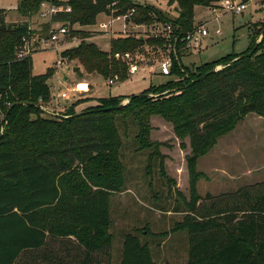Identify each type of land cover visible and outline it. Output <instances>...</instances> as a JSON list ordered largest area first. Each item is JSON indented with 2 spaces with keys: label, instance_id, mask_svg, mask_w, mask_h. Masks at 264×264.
Instances as JSON below:
<instances>
[{
  "label": "trees",
  "instance_id": "trees-1",
  "mask_svg": "<svg viewBox=\"0 0 264 264\" xmlns=\"http://www.w3.org/2000/svg\"><path fill=\"white\" fill-rule=\"evenodd\" d=\"M158 1L174 5L177 16L133 0H18L15 10L31 17L42 3L60 8L54 23L80 38L61 58L76 59L89 74L110 80L126 77L128 69L115 54L165 49L167 38L117 37L102 51L85 30L98 15H127L126 24L135 26L170 24L171 36L181 37L195 27L194 7H209L213 0ZM5 13L0 9V264H109V196L123 185L115 122L137 125L142 150L149 146L152 116L189 141L193 195L184 220L172 230L188 233L187 264H264V181L218 196L194 194L195 159L214 138L248 114L264 119V23L253 27L242 53L188 68L181 62L185 44L177 43L169 75L174 80L149 86L117 110H105L120 104L110 97L80 116L72 106L59 117L36 107L49 99L46 83L53 70L32 74L31 53L18 57L22 39L31 37L29 26L6 24ZM217 65L222 68L214 71ZM122 248L120 264H154L137 237L125 235Z\"/></svg>",
  "mask_w": 264,
  "mask_h": 264
},
{
  "label": "rangeland",
  "instance_id": "rangeland-1",
  "mask_svg": "<svg viewBox=\"0 0 264 264\" xmlns=\"http://www.w3.org/2000/svg\"><path fill=\"white\" fill-rule=\"evenodd\" d=\"M133 1L154 6L171 19L177 16L174 5L167 6L158 0ZM220 1L213 0L209 7H194L193 24L195 27L205 26L208 35L203 37L196 50L183 51L181 62L184 66L193 68L228 54L244 52L249 46L253 27L264 23V0L247 2L246 9L239 14L220 10L213 12L211 8L220 6ZM17 6L18 0H0V9L6 11V24L26 22L29 26L31 37L27 47L31 53L32 74L42 75L49 69L53 70L46 83L49 99L41 103L46 113L52 116H65L66 110L72 106L78 113L95 105L97 100L110 97L126 103L132 95L146 91L149 86L157 87L175 79L158 73V63L167 56V51L159 46H150L142 53L128 52L137 71L133 75L127 72L122 79L114 77L109 84L108 79L89 74L76 59L61 58V54L75 47L80 38L67 28L65 35L57 36L55 41L50 39L59 24L54 23L53 17L41 16V13H47L48 5L40 7V11L31 17L18 13L15 10ZM109 20L107 15L100 14L95 24L85 29L89 31L88 41L106 52L110 50L112 39L156 37L153 27H161L160 23L149 26L125 24L123 27L124 23L119 21L113 24L112 30L101 32V24H107ZM261 40L258 36L255 42L260 43ZM76 67L78 70L74 71ZM221 68L222 65H217L214 70ZM62 93L67 97L61 98ZM115 125L121 140L118 159L122 165L123 185L109 196L110 224L107 232L112 239L109 264H120L123 238L127 234L137 237L142 245L148 247L154 264H187L188 233L172 230L184 220L193 195L190 194L187 166L191 157L188 137L178 136L170 123L152 116L146 137L149 146L141 150L135 140L138 128L132 120L123 122L117 118ZM194 173V194L201 198L233 193L242 187L263 182L264 119L248 114L236 121L231 129L218 134L204 154L195 159ZM145 229L154 236L141 233Z\"/></svg>",
  "mask_w": 264,
  "mask_h": 264
},
{
  "label": "built area",
  "instance_id": "built-area-1",
  "mask_svg": "<svg viewBox=\"0 0 264 264\" xmlns=\"http://www.w3.org/2000/svg\"><path fill=\"white\" fill-rule=\"evenodd\" d=\"M251 0H221L220 1V6H214L213 8H211L213 10V12H215V10H220V11H224L226 13H232V14H239L241 13L243 10L246 9V3L249 2ZM43 5H48V10H45L47 13H41L42 17L48 16V17H54L56 15L57 12H59L61 9L50 5L49 3H42L40 7H42ZM40 9V8H39ZM40 11V10H38ZM43 12V11H42ZM109 17V22L107 24H101V32L106 31V30H112L113 24L115 22H119L122 21L123 27L126 26L125 24V19L127 17V15L124 16H113L111 15H107ZM154 31L156 32V37L157 36H161V37H165L166 39V45L164 46L165 49L167 51V56L165 58H163L159 63V71L158 73L163 76V77H168L170 75V68H171V64H172V60H171V55L176 57V45L177 43H184V47L183 49L186 51H190L192 52L193 50H196L197 48H199L200 43L203 39V37H206L208 35L207 30L205 28V26H198V27H194V29L190 32H187L185 34H183L181 37H177V36H171L172 33V27L170 24H161V27L158 28L157 26L153 27ZM68 32V29L64 26H59L57 31L55 33H52L50 39L55 41L57 40V36L59 35H65ZM105 33V32H103ZM216 34H219V31H216ZM23 42V50L20 51V53L18 54V57H21L22 55H26L28 52V48H27V40L26 39H22ZM114 58L116 59H120V60H124L128 66L127 72L129 74H135V72L137 71V66L136 64L133 62L132 60V56L129 53H125V54H115ZM113 82L112 79L109 80V84H111ZM61 98H66V93H62L60 95ZM42 110H44L45 112H47V110L45 108L42 107Z\"/></svg>",
  "mask_w": 264,
  "mask_h": 264
},
{
  "label": "water",
  "instance_id": "water-1",
  "mask_svg": "<svg viewBox=\"0 0 264 264\" xmlns=\"http://www.w3.org/2000/svg\"><path fill=\"white\" fill-rule=\"evenodd\" d=\"M139 38L142 39V37H139ZM254 49H255V47H254L249 53H247V56H250L251 53H252V51H253ZM77 70H78V67L74 68V71H77ZM214 71H216V70H214ZM214 71H211V72H209V73H207V74H210V73H212V72H214ZM146 96H147V97H152L151 95H146ZM129 101H130V98H129V100H128L126 103H120V104L117 105V106L110 107V108H107V109H105V110H117V109H119L120 107L126 105ZM36 107L42 109V107L39 106V105H37ZM82 114H84V112L81 111V112L75 113L74 116H80V115H82Z\"/></svg>",
  "mask_w": 264,
  "mask_h": 264
},
{
  "label": "crops",
  "instance_id": "crops-1",
  "mask_svg": "<svg viewBox=\"0 0 264 264\" xmlns=\"http://www.w3.org/2000/svg\"><path fill=\"white\" fill-rule=\"evenodd\" d=\"M130 75H133V74H130Z\"/></svg>",
  "mask_w": 264,
  "mask_h": 264
}]
</instances>
